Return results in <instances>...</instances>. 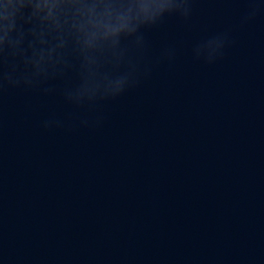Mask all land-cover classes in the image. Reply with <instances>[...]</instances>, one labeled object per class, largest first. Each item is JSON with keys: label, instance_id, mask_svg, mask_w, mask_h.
Instances as JSON below:
<instances>
[{"label": "water", "instance_id": "95a60500", "mask_svg": "<svg viewBox=\"0 0 264 264\" xmlns=\"http://www.w3.org/2000/svg\"><path fill=\"white\" fill-rule=\"evenodd\" d=\"M246 6L194 0L150 29L151 72L99 123L45 129L81 110L0 91V264H264V11L242 24ZM225 30L221 58H193Z\"/></svg>", "mask_w": 264, "mask_h": 264}, {"label": "clouds", "instance_id": "9594fccd", "mask_svg": "<svg viewBox=\"0 0 264 264\" xmlns=\"http://www.w3.org/2000/svg\"><path fill=\"white\" fill-rule=\"evenodd\" d=\"M194 0H0V91L6 88L59 94L79 113L50 112L45 129L99 123L88 113L121 96L152 70L145 59L147 33L172 15L187 20ZM264 11V0H247L240 23ZM232 43L229 30L211 33L191 48L193 58L212 64ZM164 47L155 62L171 60Z\"/></svg>", "mask_w": 264, "mask_h": 264}]
</instances>
